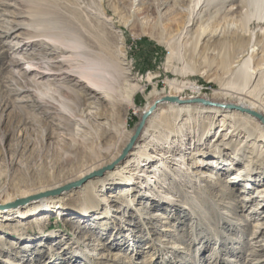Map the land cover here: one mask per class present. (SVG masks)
<instances>
[{
  "label": "rangeland",
  "instance_id": "1",
  "mask_svg": "<svg viewBox=\"0 0 264 264\" xmlns=\"http://www.w3.org/2000/svg\"><path fill=\"white\" fill-rule=\"evenodd\" d=\"M209 2L206 6L205 0H200L194 10L196 0H0V194H14L19 189L36 187L39 182L74 176L93 162L102 149L112 148L119 135L116 132H121L118 126L114 134L105 127L116 125L118 116L111 117L105 102L100 107L102 118L95 121L81 112L83 102H76L72 94L49 80L53 76L36 83L32 79L20 81L15 72L19 66L11 65L12 61L20 58L22 66L31 60L47 64L48 59L58 60L62 54L44 40L24 45L21 40L32 34L54 46L64 39H75L76 42H71L78 43L81 52L106 59L115 76L127 67L128 82L136 85L138 91L134 107L122 117L125 131L138 124L148 93L167 91L170 80L192 83V87L181 92L185 98H203L221 88L223 75L215 67L218 59L212 54L194 56L184 39L177 44L182 58L173 61L170 67L165 64L167 49L158 42V37L177 43L176 29L195 12H200L203 18L200 42L208 38L209 31L222 34L224 28H246L239 34L245 40L249 33L257 34L261 42L253 49L244 48L239 62L248 58L251 69L260 74L262 80L252 95L262 98L264 61L260 62V54L264 53L261 52L264 9H256L249 0ZM36 4L45 6L47 13L35 15ZM213 37L222 39L220 35ZM200 66L206 75L190 71ZM119 77L122 84L124 81ZM196 95L200 97H189ZM56 100L62 102L58 112L49 107ZM71 113L78 114L83 123L69 120ZM196 122L193 118L184 126L192 128ZM185 142L190 145L191 137ZM243 165L244 161L236 164V160L228 157L221 169H202L211 176L208 182L176 181L173 175L166 176L161 191H156L155 202L147 195L138 198V192H144L138 188L132 199L129 197L136 210L129 205L126 211L120 207L123 210L117 212L114 209L120 205L116 204L108 217L102 214L100 219L95 214L80 217L59 208L46 213L39 226L30 222L16 234L17 230L10 226L16 219L2 217L5 226L0 230V264H264V201L258 197L242 211L240 206L247 204L243 198L263 188L264 176L256 174V184L247 183L252 187L250 192L244 182L233 186L229 182L234 180L232 174ZM196 170L190 167L184 174L190 176ZM125 187L122 183L111 184L99 188L98 194L105 197ZM170 187L174 189L171 192L167 189ZM163 195L177 200L184 195L192 204L185 209L177 201L164 203L168 200ZM104 209L102 205L98 215L105 213ZM153 213H160L161 217L150 219ZM49 233L52 237L43 238ZM94 243L104 245L99 255L116 253V256L88 257L86 248Z\"/></svg>",
  "mask_w": 264,
  "mask_h": 264
},
{
  "label": "bare ground",
  "instance_id": "2",
  "mask_svg": "<svg viewBox=\"0 0 264 264\" xmlns=\"http://www.w3.org/2000/svg\"><path fill=\"white\" fill-rule=\"evenodd\" d=\"M199 1L196 0L194 10ZM204 4L208 6L209 0H205ZM249 4L254 5L256 9H264V0H249ZM34 8V13L37 16L48 11L45 6L37 4ZM202 20L200 12H195L191 18L184 22L181 28L176 29L177 43H174L172 39L164 41L160 37H158V42L164 44L165 49H167L165 64L168 67L173 61L182 58L180 48L177 45L182 39L185 40L188 47L192 48L194 56L204 57L207 54H212L218 59L215 67L223 75L220 77L221 88L214 90L210 95L201 96L213 104H171L160 101L164 95L184 99L185 96H182L181 92L185 88L192 87L191 82L170 80L167 91L153 90L148 93L146 103L141 109L140 118L145 111L154 105L153 110L137 134V125L134 129L125 131V121L122 122L124 113L134 107V96L138 91L136 85L128 82L127 67L120 71L119 76L121 75L123 79L120 80L124 81L121 84L119 82L120 77L115 76L106 59L99 60L90 52H81L80 48H77L79 47L78 43L71 42L75 39H64L62 43L55 46L43 38H38L40 35L32 34L21 40L24 45L28 42L44 40L53 47V50L62 53L59 55L60 59H48L47 64L31 60L22 66V64L20 65L22 63L20 58L12 61L11 65L19 66L15 72L17 76L20 75L21 82L24 83L32 79L36 83L38 79L53 76L49 80H54L58 87H61L67 94H72L76 102H83L84 107L81 108V112L95 121L102 118L100 107L102 102H105L111 117L118 114L115 128L112 124L105 127L109 128L113 134L118 127H121V132H116L119 135L116 136L115 145L112 148L102 149L99 155L95 156L93 162L74 176L59 181L39 182L40 185L36 187L19 189L14 194H0V230L5 226L1 221L2 217H6L5 220L16 219V222L10 226L17 230L15 231L16 234H19L30 222L39 226L46 217V213L59 208L69 210L72 214L80 217H90L92 214H95L98 219L101 218L102 214L108 217L116 204L120 206L114 210L121 212L123 209L120 207H123L126 211L128 206L132 205V194L138 188L144 189L143 193L138 192V198L147 195L155 202L157 200L155 194H158L156 191L159 192L162 183L168 178L166 176L173 175L175 180L177 179L176 181L185 180L187 182L189 180L193 183L201 180L208 182L211 176L205 174L202 169L212 167L221 169L220 166L226 165L228 157L236 160V164L244 161V165L235 174H232L234 180L229 182L233 186L243 182L254 185L256 184L254 182L256 174H259L260 178L264 176V95L260 99L256 97L257 95H252L262 78L259 73H255L251 69L248 58H243L239 62V58L245 52L244 48L253 49L261 40L254 31L249 33V38L246 40L239 36L240 33H243L242 31H246V28H224L222 34L220 31L218 34L214 30L209 31L208 38L200 42L204 33L201 28ZM219 35L222 37L221 40L213 37H219ZM15 44L18 43L15 42ZM198 44L201 45L200 49H198ZM262 51L264 52V50ZM119 56L123 60L124 57L121 54ZM23 58L28 57L23 56ZM214 60L213 58L211 64H214ZM263 61L264 53H261L260 62ZM121 65L125 64L121 63ZM201 69L200 66L190 71L204 74ZM222 78L223 80H221ZM249 88L251 89L249 90ZM60 97L62 96L60 95ZM189 97H200V95ZM56 101L49 103V107L58 112L60 110L58 106L62 102ZM77 116L78 114L71 113L69 120H75L82 124L83 120ZM203 116L206 119L201 121ZM193 118L198 122L192 128L185 127L186 121L190 122ZM109 120L111 121V119ZM105 124L107 123L105 122ZM210 134L212 136L206 141ZM181 136L185 138L182 139ZM188 136L191 137V144L186 146L185 140L188 139ZM173 137L175 138L173 139ZM184 143L185 147L182 146ZM188 154L190 156L186 157ZM212 154L215 155L212 156ZM185 160H191V162ZM109 167L112 169H108ZM190 167L197 168V170L193 173L191 171L190 176L185 175L184 171L187 172ZM105 168L107 169L101 175L90 177L93 172ZM231 168L233 167L230 166ZM228 170L226 168V171ZM80 181L82 183L77 186L78 188H72L70 192L63 191V187ZM116 183H122L126 187L118 193H110L105 197L98 194L99 188H106ZM215 186L214 184L213 187ZM167 189L169 192L174 190L171 187ZM246 189L250 192L252 189L250 184H247ZM54 190H60L58 193L60 196H57L58 194L44 195ZM38 195L41 196L31 199ZM163 197L169 201H164V203L171 204L170 202L175 203L177 201L180 202L178 205L185 209H188L189 204H192V201L184 195L181 200L172 199L168 195H163ZM258 197H262L264 201V186L242 199L247 204L240 205L241 211L247 208L248 203H254ZM138 198L137 200H139ZM28 199L29 201L22 202V200ZM193 204L195 205L194 200ZM102 205L105 206L106 215L103 212L98 215ZM19 206L23 207L19 208ZM131 208L134 209L132 206ZM129 215L132 216L131 213ZM158 217H161L160 213H153L150 219H158ZM117 227L120 228V225ZM165 230L167 229H163V231ZM52 235L49 233L43 238H50ZM94 244L93 247L86 248L88 257L106 258L116 254L99 255L101 249H104V245ZM23 250L26 249L23 248ZM115 256L114 258L117 259Z\"/></svg>",
  "mask_w": 264,
  "mask_h": 264
},
{
  "label": "water",
  "instance_id": "3",
  "mask_svg": "<svg viewBox=\"0 0 264 264\" xmlns=\"http://www.w3.org/2000/svg\"><path fill=\"white\" fill-rule=\"evenodd\" d=\"M160 101L169 102L171 104H202V105H211V104H213L211 101H208V100L203 99V98H184V99H181V98H179L177 96H172V95H164L161 98ZM153 106L149 110L145 111L142 114V116L139 119L138 124H137L136 134L142 129L146 118L148 117V115L153 110ZM231 107H233V106H231ZM106 169L107 168L95 171L92 174H90V177H93V176H96V175H101ZM108 169H112V167H109ZM81 183H82V181H80L78 183H73V184H70V185H67V186L63 187L62 189H63V191H69L70 189L77 187ZM58 193H60V190H56V191L54 190V191H51V192H47L44 195H51V194L52 195H56ZM40 196L41 195H38V196H35V197L31 198V199H35V198H38ZM26 201H29V199L28 200H22V202H26Z\"/></svg>",
  "mask_w": 264,
  "mask_h": 264
}]
</instances>
